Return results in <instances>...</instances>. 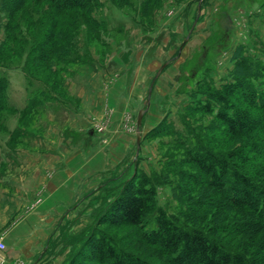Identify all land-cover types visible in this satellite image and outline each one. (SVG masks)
I'll use <instances>...</instances> for the list:
<instances>
[{
  "label": "trees",
  "instance_id": "16d2710c",
  "mask_svg": "<svg viewBox=\"0 0 264 264\" xmlns=\"http://www.w3.org/2000/svg\"><path fill=\"white\" fill-rule=\"evenodd\" d=\"M195 1L187 0V6ZM107 3L122 10L134 7L132 0H0V12L5 14L0 26L3 32L0 69L20 66L29 85L37 82L43 92L57 97L54 91L62 85L59 83L61 71L54 69V73L49 71L44 77L37 71L73 62L71 55L81 51V25L88 41L89 36L100 40L108 28L98 13ZM163 3L164 0H141L138 12L132 15L135 22L146 30L152 28L156 23V11ZM239 49L233 54L232 73L237 77L217 87L206 84L200 92L205 100L193 105L191 112L214 115L219 125L207 130L215 129L214 132L222 135L220 139L227 141L255 134L264 136V90L250 87L242 78L253 67L244 57L241 59L244 52ZM178 53L179 48L175 55ZM8 59L16 60V64L9 66ZM7 88L6 76L0 75V117L5 111H18L8 102ZM38 103L36 96L29 97L25 108L18 111L19 125L33 114ZM183 125L195 140L184 152L185 161L195 171L178 172L180 186L184 192L194 188L202 190L199 198L209 200L210 222L216 220L218 227L182 226L165 209L157 210L156 184L151 175L138 171L137 167L118 193L110 201H104L106 206L98 214L97 225L137 227L142 225L146 214L157 210L156 227L146 231L143 239L166 256L165 264H264V143L236 145L225 151L220 148L216 134L209 140L208 132L201 139L188 121L183 120ZM21 132L17 128L11 133V146L17 145ZM174 133L165 116L145 136L160 138ZM214 229L222 234H233L234 239L216 237ZM81 242L68 264H147L136 253L119 249L114 239L101 228H93L82 236Z\"/></svg>",
  "mask_w": 264,
  "mask_h": 264
},
{
  "label": "rangeland",
  "instance_id": "374dc122",
  "mask_svg": "<svg viewBox=\"0 0 264 264\" xmlns=\"http://www.w3.org/2000/svg\"><path fill=\"white\" fill-rule=\"evenodd\" d=\"M132 1L133 8L122 10L107 3L103 10L98 13L99 18L106 22L108 28L107 33L102 32L100 40L89 36L88 41L85 29L82 25L80 26L81 51L71 55L74 58L73 62L58 63L51 70L48 67L37 71V74L43 77L50 72L54 73V69L61 71L59 83L62 85L60 84L54 91L57 97L47 91L43 92L41 84L37 82L29 85L20 66L0 69V75L6 76L8 80L7 96L12 107L18 111L24 109L31 96H36L39 101L33 114L22 120L19 127L18 111L14 113L5 111L0 117V137L1 135L5 137L7 132L18 128L25 134H20V139L16 144L26 146L24 144L28 143L27 145L32 146L39 134L46 133L53 125L48 119L51 114L55 113L61 124L66 123L67 115L62 106L63 103L65 105L76 104V97L71 93L69 87L70 83L78 81L79 78L82 80L89 68L105 66L107 61L111 60L110 57L114 56L112 51L115 47L122 50L126 49L129 46L127 36L130 33L137 34V37L146 34V31H143L144 29L139 24L132 32L127 31L131 26L130 24H134L132 15L138 12L141 3V0ZM202 1L197 0L192 5L187 6V0L179 2L178 0H164L163 6L156 11V23L149 29V33L156 35V38H160L163 33L158 31L162 27L167 28L164 30V34L166 33L164 37L170 35L172 38L175 34L173 29L176 26L183 27L181 39H173L176 50L184 42L194 22H196L195 28L198 20H201L203 24L199 26L198 32L196 29V31H192V35L190 34L191 37L189 36L190 39L187 41L188 52H184L183 55L180 52L173 55L172 61L183 60L180 66L179 82L176 92L171 94L170 99L167 98L163 101L160 107L161 110L163 109L161 115L167 113L165 116L168 117L175 133L160 138H147L145 136L147 140L145 152L138 161L136 160L137 162L135 161V167L138 171H143L152 176L157 188V210L159 208L165 209L172 219L182 226L196 224L215 228L218 227L215 223L216 220L210 222V208L212 207L209 200L204 197L199 198L202 190L194 188L190 192H184L180 186L182 181L179 179L178 172L181 170L195 171L184 159L185 150L189 146L192 147L195 140L188 135L183 120L189 122L191 129L200 134L201 139L205 138V133L209 132V140L212 139V135L216 134L219 137L220 148L225 149V151L226 148L236 145L247 146L255 142L264 143V136L257 134L240 138L237 141L235 139L221 140L222 135L219 132H214L215 129L207 130L209 127L219 125L215 121L214 115L200 112L191 114L193 105L195 106L205 100L200 92L206 84L217 87L237 77L232 71L235 66L233 54L238 47L244 52L241 54V59L244 57L248 61L247 63L253 67V70L250 73L247 71L242 78L250 87H256L258 91L264 90V0H209L207 3ZM200 5L201 9H199ZM4 20L5 14L0 12V26ZM2 38L3 32L0 28V41ZM6 62L9 63V66L16 64L14 59H8ZM53 79L54 77H52V81ZM57 98L61 99L59 100L61 104L54 101L58 100ZM101 124H105V122L102 121ZM135 167L133 165L130 170H119L111 173V176L101 184L99 190L90 193L79 203L80 207L76 217L60 227L40 264H68L70 257L81 247L82 236L89 234L95 227L105 230L114 239L119 249L136 253L147 264L166 263V256L158 248L147 244L143 239V234L146 231L156 227L157 210L146 214L142 225L137 227L99 226L96 223L100 210L106 206L104 201L107 199L110 201L118 193L122 183L133 174ZM205 201H207V206ZM228 220L232 219L229 218ZM214 230L213 233L217 235L216 237L234 239L233 234H222ZM210 231L212 232V228Z\"/></svg>",
  "mask_w": 264,
  "mask_h": 264
},
{
  "label": "crops",
  "instance_id": "0c3cea01",
  "mask_svg": "<svg viewBox=\"0 0 264 264\" xmlns=\"http://www.w3.org/2000/svg\"><path fill=\"white\" fill-rule=\"evenodd\" d=\"M133 22L126 28L129 33L137 27ZM201 24L200 20L193 31ZM176 27L173 38L164 37V27L158 30L163 32L160 38L143 27L146 34L130 33L126 49L115 47L105 66L89 68L82 80L71 82L76 104L63 103L66 123L51 114L53 125L39 134L34 146H11L15 129L1 135L0 239L6 249L0 252V264H40L60 227L76 217L79 203L99 190L111 173L136 166L138 154L145 152V135L167 114L161 115V103L177 90L183 60L172 61L177 52L173 39H181L183 27ZM187 43L181 52L179 48L180 54L188 52ZM142 109L146 111L138 149L137 118ZM102 121L106 128L98 132L94 124Z\"/></svg>",
  "mask_w": 264,
  "mask_h": 264
},
{
  "label": "water",
  "instance_id": "95a60500",
  "mask_svg": "<svg viewBox=\"0 0 264 264\" xmlns=\"http://www.w3.org/2000/svg\"><path fill=\"white\" fill-rule=\"evenodd\" d=\"M199 9H201V6L199 7ZM195 24L196 22H194L189 34L187 35V37L185 38L184 42L182 43V45L180 46V52L182 51L185 43L188 41L189 39V36L191 34V32L193 31L194 27H195ZM168 62L164 63L162 65V67L158 70L157 74H156V77L160 75V73L162 72V70L167 66ZM152 86H153V83L150 87V90H149V97H148V102H147V105L149 104L150 102V96H151V92H152ZM146 109H142L139 114H138V118H137V127H138V149L140 148V144H141V132H140V126L142 124V119H143V116H144V113H145Z\"/></svg>",
  "mask_w": 264,
  "mask_h": 264
},
{
  "label": "built area",
  "instance_id": "2783aa9c",
  "mask_svg": "<svg viewBox=\"0 0 264 264\" xmlns=\"http://www.w3.org/2000/svg\"><path fill=\"white\" fill-rule=\"evenodd\" d=\"M94 126L98 132H103L104 129L106 128V126L104 124L96 123V122H95ZM40 200L41 199H38L37 202H40ZM5 249H6V244L4 243L3 240L0 239V252L5 251Z\"/></svg>",
  "mask_w": 264,
  "mask_h": 264
}]
</instances>
